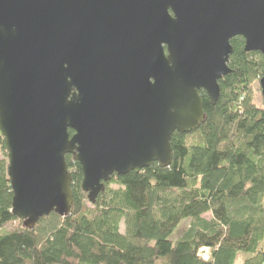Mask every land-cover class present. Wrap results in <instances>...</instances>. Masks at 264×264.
Here are the masks:
<instances>
[{"label": "water", "instance_id": "water-1", "mask_svg": "<svg viewBox=\"0 0 264 264\" xmlns=\"http://www.w3.org/2000/svg\"><path fill=\"white\" fill-rule=\"evenodd\" d=\"M237 37L264 59V0H0L12 214L29 230L70 214L68 155L92 205L114 175L170 167L173 135L205 122L200 92L217 104Z\"/></svg>", "mask_w": 264, "mask_h": 264}, {"label": "trees", "instance_id": "trees-1", "mask_svg": "<svg viewBox=\"0 0 264 264\" xmlns=\"http://www.w3.org/2000/svg\"><path fill=\"white\" fill-rule=\"evenodd\" d=\"M231 45L232 73L219 82L218 102L200 92L205 122L173 135L170 167L114 175L92 205L82 190V167L68 155L71 212L53 213L33 230L12 214L0 132V264H235L241 254L243 264H264V107L253 96L264 59L246 52L241 37ZM184 221L188 229L173 241ZM10 223L17 228L4 232Z\"/></svg>", "mask_w": 264, "mask_h": 264}, {"label": "rangeland", "instance_id": "rangeland-1", "mask_svg": "<svg viewBox=\"0 0 264 264\" xmlns=\"http://www.w3.org/2000/svg\"><path fill=\"white\" fill-rule=\"evenodd\" d=\"M253 96H254V99H255V102L258 106L260 107H264V96L262 95V91H261V87H260V84L257 83L254 87V91H253ZM8 154V152H7ZM0 159H5V156L4 154H2L0 152ZM6 159L8 160V157H6ZM91 204V203H90ZM264 204V202H263ZM207 219H211L212 218V215L211 214H208L205 216ZM18 224L17 223H10L8 225H6L3 229L4 232H11L13 230H15L17 228ZM189 227V222L187 221H184L180 226L179 228L175 231L173 237H172V240L173 241H176L177 239H179L183 234L184 232H186V230L188 229ZM125 231V228L124 226L122 225L121 226V232L124 233ZM243 254L239 255L237 261L235 264H243Z\"/></svg>", "mask_w": 264, "mask_h": 264}, {"label": "built area", "instance_id": "built-area-1", "mask_svg": "<svg viewBox=\"0 0 264 264\" xmlns=\"http://www.w3.org/2000/svg\"><path fill=\"white\" fill-rule=\"evenodd\" d=\"M202 256H203L204 260H208L209 259V250L208 249H203Z\"/></svg>", "mask_w": 264, "mask_h": 264}]
</instances>
